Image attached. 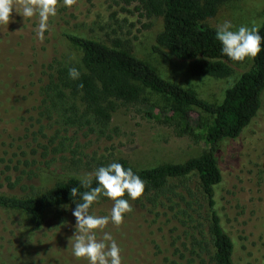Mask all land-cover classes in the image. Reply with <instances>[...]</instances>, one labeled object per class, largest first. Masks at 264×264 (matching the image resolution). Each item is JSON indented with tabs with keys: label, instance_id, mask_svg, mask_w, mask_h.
<instances>
[{
	"label": "rangeland",
	"instance_id": "1",
	"mask_svg": "<svg viewBox=\"0 0 264 264\" xmlns=\"http://www.w3.org/2000/svg\"><path fill=\"white\" fill-rule=\"evenodd\" d=\"M21 4L22 0H14L15 10L9 23L0 25V193L25 195L33 187L47 189L71 176L92 178L99 167L121 159L135 168L183 163L208 149L203 141L190 136L179 137L171 128L149 118L147 108L133 105L122 106L114 113L106 136L71 132L68 139L51 141L58 127L53 120L41 116L38 86L44 65L57 58H79L80 52L67 39V34L96 39L107 45L119 42L154 65L166 79L196 91L211 103L222 102L225 91L252 65V60L235 65L234 74L226 79L193 75L186 61L170 59L154 51L163 20L146 17L138 3L72 0L65 5L64 0H57V14L49 18L43 38L37 35L39 18H24ZM225 20L231 21L235 28L241 25L261 28L264 0H230L207 23L217 28ZM27 76L29 87L25 84ZM151 102L154 105L151 111L159 113V107L166 100L152 95ZM192 118H199L202 124L207 121L205 115L196 111ZM32 131L39 137V149L26 157H14L17 146L22 144L20 138L31 135ZM217 157L223 174L225 229L236 244V264L264 262V103L241 138L217 145ZM0 221L15 224L21 230L33 227L22 214L3 209H0ZM142 222L148 234L140 228V219L133 216H127L119 226L110 222L104 229L119 245L122 264H170L175 260L172 241L178 234L172 231L173 224L162 221L149 229L150 223ZM59 228L62 227L55 213L50 212L41 230L49 236L42 237L43 245L29 250L35 256L32 263L40 264L38 261L42 253H46L45 248L53 247L60 251L59 257L64 255L76 261L75 264H86L75 258L69 247L75 229ZM11 231L0 224V241H8ZM102 234L98 233L97 238ZM254 244L257 257L252 255ZM14 254L21 256L22 252ZM50 255L52 259L48 258V263L68 264L55 254Z\"/></svg>",
	"mask_w": 264,
	"mask_h": 264
},
{
	"label": "trees",
	"instance_id": "2",
	"mask_svg": "<svg viewBox=\"0 0 264 264\" xmlns=\"http://www.w3.org/2000/svg\"><path fill=\"white\" fill-rule=\"evenodd\" d=\"M124 1L138 3L148 18H162L163 29L157 36L154 51L170 59L186 61L195 76L226 79L234 74L235 65L247 62L235 63L223 56L221 45L215 38L217 28L207 23L230 0ZM259 32L264 36V24ZM66 37L79 50L80 56L77 59L57 58L44 65L36 97L41 116L53 120L58 127L51 141L68 139L71 132L106 136L114 113L122 106L131 105L147 108L149 118L171 128L177 136L203 141L208 149L183 163L135 168L127 160H119L118 163L125 169L131 168L145 185L138 200H129L135 207L125 214L124 219L127 216L140 219V228L146 234L149 230H145L142 220L150 223L149 229L162 221L173 224L172 231L178 234L172 241L175 260L170 264H236V244L224 223L226 206L221 191L223 174L217 145L228 139L241 138L263 107L264 50L225 91L222 102L211 103L196 91L166 79L154 65L119 42L107 45L74 34ZM72 67L80 71L77 80L68 75ZM28 78L25 77L27 87L30 86ZM152 95H160L166 100L159 107V113L151 111L154 106ZM195 111L207 117L205 124L199 118H192ZM20 140L22 144L17 146L14 157L29 156L40 147L39 137L33 131ZM90 179L95 187V176ZM72 187L80 188L81 192L89 190L80 186L79 177L71 176L47 189L33 187L25 195L0 193V209L18 212L33 225L31 229L21 230L15 224L0 221L12 230L8 241H0L2 264H33L31 259L35 256L29 250L43 245L42 237L49 236L41 230L50 212L55 213L62 228L75 229L76 219L72 212L76 205L70 196ZM79 199L78 196L76 200ZM112 206L111 200L100 197L89 211L96 216H110ZM254 246L252 255L257 257V245ZM16 251L22 255L14 254ZM45 251L38 261L40 264H51L47 262L48 258L52 259L50 254L59 257L58 249L47 247ZM59 258L63 263H77L64 255ZM166 260L169 262L168 258ZM262 262L257 264H264Z\"/></svg>",
	"mask_w": 264,
	"mask_h": 264
},
{
	"label": "clouds",
	"instance_id": "3",
	"mask_svg": "<svg viewBox=\"0 0 264 264\" xmlns=\"http://www.w3.org/2000/svg\"><path fill=\"white\" fill-rule=\"evenodd\" d=\"M71 2L72 0H64L65 5ZM56 5L57 0H22V16L39 18L38 37L43 38L49 18L57 14ZM13 10L14 0H0V25L9 23ZM215 38L221 45V54L235 63L253 60L264 50V36L260 35L256 26L241 25L235 28L231 21L225 20L217 25ZM68 75L77 80L80 71L72 67ZM95 180L96 186L92 187L89 177H81L80 186L89 190L81 192L78 187L70 190V196L76 205L72 212L76 226L74 235L69 239V247L72 255L78 260L86 261V264H122L119 245L104 229L110 222L114 226L123 222L125 214L132 210L129 200H138L144 193L145 185L131 168L125 169L117 162L99 167L95 171ZM125 195L127 198H124ZM78 196L79 201L76 200ZM100 197L113 202L110 216L90 213V208ZM98 233H103L100 239L97 238Z\"/></svg>",
	"mask_w": 264,
	"mask_h": 264
}]
</instances>
